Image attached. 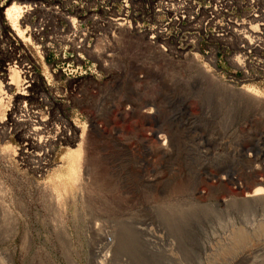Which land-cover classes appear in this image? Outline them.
I'll return each mask as SVG.
<instances>
[{
	"label": "rangeland",
	"instance_id": "374dc122",
	"mask_svg": "<svg viewBox=\"0 0 264 264\" xmlns=\"http://www.w3.org/2000/svg\"><path fill=\"white\" fill-rule=\"evenodd\" d=\"M130 1L1 33L0 264H264V0Z\"/></svg>",
	"mask_w": 264,
	"mask_h": 264
},
{
	"label": "bare ground",
	"instance_id": "6f19581e",
	"mask_svg": "<svg viewBox=\"0 0 264 264\" xmlns=\"http://www.w3.org/2000/svg\"><path fill=\"white\" fill-rule=\"evenodd\" d=\"M49 0H0V38H1V33L2 32H9L8 29H10L12 23L14 25V27H18L19 29L21 28V26L24 28V31L26 33H28L30 35V37H32L33 39H35V41L39 44V48H43V46L45 45L46 41L43 40V37L44 35L46 34V29H47V26H45L43 24V21L41 19V17H43L44 14L48 13L49 11L52 12L53 14L55 15H61V16H64V15H69L70 16V12H68V9L66 8V5L64 4V1L65 0H61L60 3H49L48 2ZM92 0H85V4L87 3H90ZM115 1H120V0H115ZM130 0H121V4L124 5V10L122 12V15L125 14L128 12V9H129V6H130V3H129ZM135 1V0H134ZM67 2V1H66ZM131 2V1H130ZM167 2H170L167 0ZM71 3V2H70ZM171 3V2H170ZM73 4V3H72ZM110 4V3H109ZM69 5V4H68ZM83 5V4H81ZM108 5V4H107ZM166 5V4H165ZM170 5V4H169ZM70 6V5H69ZM74 6V5H73ZM86 6V5H85ZM157 6V5H156ZM167 6V5H166ZM172 6V5H171ZM170 6V7H171ZM80 7V6H79ZM83 7V6H82ZM81 7V9H82ZM107 7V6H106ZM115 7V6H114ZM112 5H111V9L112 12H114L115 8H114ZM158 7V6H157ZM169 7V8H170ZM217 7L218 5L216 4L213 8V11H217ZM72 9V8H71ZM80 9V10H81ZM102 9V8H101ZM136 9V8H135ZM156 9V8H155ZM77 10V9H76ZM87 10V9H86ZM91 10V9H89ZM131 10V9H129ZM220 11H224L226 12L225 10H223V8H219ZM85 11V10H84ZM94 11V10H93ZM108 11V10H107ZM111 11V10H110ZM81 12V11H80ZM91 12V11H90ZM95 12V11H94ZM99 12V11H98ZM106 12V11H105ZM72 13V12H71ZM78 13V12H77ZM117 13V12H116ZM132 13V12H131ZM264 13V12H263ZM75 14V12H74ZM91 14V13H90ZM135 14V13H134ZM133 14V15H134ZM215 14V13H214ZM32 15H35L37 16V20H38V23L36 24L35 27H30L29 24V21H28V18L31 17ZM118 15V14H117ZM121 14H119L120 16ZM183 15V13H182ZM181 15V16H182ZM260 15V14H259ZM76 16V15H75ZM79 16V15H78ZM87 16V15H86ZM130 16V15H129ZM137 16V14H136ZM261 16H264V15H261ZM72 17V16H70ZM88 17V16H87ZM115 17V16H114ZM118 17V16H116ZM139 17V16H138ZM179 17V15H178ZM258 17V18H257ZM67 18H69L67 16ZM74 18V17H73ZM121 18V17H120ZM122 18H125V17H122ZM130 18V17H129ZM185 18V17H184ZM253 20L254 19H263L262 17L259 18V16L257 15H254L252 16ZM86 19V18H85ZM134 19V18H133ZM175 19V18H174ZM181 19V18H180ZM183 19V18H182ZM69 20V19H68ZM111 20V19H110ZM185 20V19H184ZM233 20L230 19V23H233L234 21H231ZM235 20V18H234ZM86 21V20H84ZM114 21V20H113ZM121 21V20H119ZM127 21V20H125ZM124 21V22H125ZM259 21V20H258ZM264 21V20H263ZM116 22V21H115ZM116 25H118V22L115 23ZM123 22V21H122ZM131 22V21H130ZM239 22V20H238ZM260 22V21H259ZM72 24V22H70ZM80 23V22H79ZM237 23V21L235 22ZM78 25V23H76ZM121 24V22H120ZM136 24V23H135ZM180 24V23H179ZM239 24V23H238ZM251 24V23H249ZM124 25V24H123ZM161 25V24H160ZM237 25V24H235ZM252 25V24H251ZM261 24H259L260 26ZM88 26V25H87ZM131 26V25H130ZM168 26V24H165L164 27L162 28L161 30V34L163 35H169L168 34V31L166 29V27ZM239 26V25H238ZM255 27V25H253ZM259 26H256V27H259ZM129 27V26H128ZM134 27V26H133ZM140 27V26H139ZM250 27V26H249ZM252 27V26H251ZM255 27V28H256ZM77 28V27H76ZM141 28V27H140ZM14 29V28H13ZM137 29V28H136ZM146 29V28H145ZM148 30V29H147ZM207 30V29H206ZM205 30V31H206ZM250 30V29H249ZM78 31V30H77ZM82 31V30H80ZM84 31V30H83ZM87 31V30H86ZM160 31V30H159ZM89 32V31H87ZM80 33V32H79ZM91 33V32H90ZM83 34V33H82ZM91 35V34H90ZM212 35H216V36H221L218 32H215L214 34ZM73 39L77 41V43H79L81 45V42L86 38V34H83L82 37L83 38H79V37H76L75 34L72 35ZM126 36L127 38L129 37V35H124ZM248 37V36H247ZM250 37V36H249ZM48 41V40H47ZM19 40H15V43H14V47L15 49H17V55H16V58L14 59H6V58H2L0 57V80L3 84H5V86L9 87V88H13V87H16V85L14 84V82L18 83L20 81V78L23 80L21 85H22V88L27 90L29 89L32 84H33V79L34 78V73H33V66L31 64L30 61L28 60H24L26 58H22V55H23V51H21L19 49V46H18V43ZM49 43V42H48ZM85 43V42H84ZM83 43V44H84ZM86 44V43H85ZM79 46V45H78ZM82 46V45H81ZM45 47V46H44ZM46 47L48 49H51L50 47H53L52 44H46ZM74 47V46H73ZM23 48H25V46H23ZM27 49V47H26ZM44 49V48H43ZM45 50V49H44ZM78 50V49H77ZM80 50V49H79ZM76 58V57H75ZM74 58V59H75ZM79 58V57H78ZM242 58V57H241ZM79 62V61H78ZM240 63H243V60L240 59ZM195 64V63H194ZM193 65V64H192ZM202 71V70H201ZM204 71V70H203ZM202 71V72H203ZM10 72L13 73V78L14 80L12 79V77L6 75L5 73H8ZM206 72V71H205ZM204 74V72L202 73ZM231 76V75H230ZM233 89H235L236 91H240L244 96V97H247L248 99H251L253 101H255L259 106L260 105H263L264 106V99L262 97H259L257 96L255 93L251 92L250 90H247L245 88H241V89H237L236 87L233 86ZM2 101V100H1ZM264 110V108H263ZM19 119V118H18ZM21 119V117H20ZM16 120V119H15ZM2 125L1 127L5 128V126H8L6 123H3V124H0ZM10 132V131H8ZM104 135V134H103ZM81 145V144H80ZM162 146H165V144H163ZM261 184V183H260ZM260 192V189L258 190L257 193ZM257 193H255L254 195H256ZM253 195V196H254ZM94 264H103L102 262H98L96 261Z\"/></svg>",
	"mask_w": 264,
	"mask_h": 264
}]
</instances>
